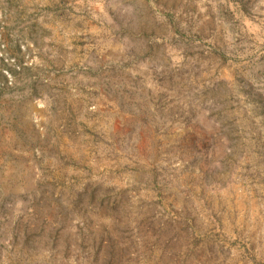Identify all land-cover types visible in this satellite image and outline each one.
Masks as SVG:
<instances>
[{"label": "rangeland", "instance_id": "1", "mask_svg": "<svg viewBox=\"0 0 264 264\" xmlns=\"http://www.w3.org/2000/svg\"><path fill=\"white\" fill-rule=\"evenodd\" d=\"M0 264H264V0H0Z\"/></svg>", "mask_w": 264, "mask_h": 264}]
</instances>
